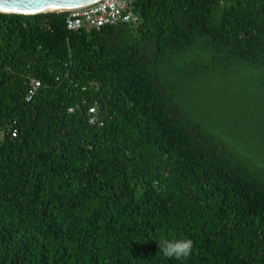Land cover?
<instances>
[{
    "label": "trees",
    "instance_id": "1",
    "mask_svg": "<svg viewBox=\"0 0 264 264\" xmlns=\"http://www.w3.org/2000/svg\"><path fill=\"white\" fill-rule=\"evenodd\" d=\"M136 8L138 24L75 31L67 12H0V264H264L259 160L180 93L188 64L264 71V0Z\"/></svg>",
    "mask_w": 264,
    "mask_h": 264
},
{
    "label": "rangeland",
    "instance_id": "2",
    "mask_svg": "<svg viewBox=\"0 0 264 264\" xmlns=\"http://www.w3.org/2000/svg\"><path fill=\"white\" fill-rule=\"evenodd\" d=\"M185 68L180 93L193 120L250 164L259 160L257 169L264 172V161L255 154L264 151V71L239 69L226 78L200 64Z\"/></svg>",
    "mask_w": 264,
    "mask_h": 264
},
{
    "label": "built area",
    "instance_id": "3",
    "mask_svg": "<svg viewBox=\"0 0 264 264\" xmlns=\"http://www.w3.org/2000/svg\"><path fill=\"white\" fill-rule=\"evenodd\" d=\"M67 29L70 31L84 28L101 29L107 26L138 24L136 0H101L88 7L68 11ZM31 90L28 100L32 99L41 86L35 78L30 81Z\"/></svg>",
    "mask_w": 264,
    "mask_h": 264
},
{
    "label": "water",
    "instance_id": "4",
    "mask_svg": "<svg viewBox=\"0 0 264 264\" xmlns=\"http://www.w3.org/2000/svg\"><path fill=\"white\" fill-rule=\"evenodd\" d=\"M101 0H0V12L35 15L49 12H68L96 4Z\"/></svg>",
    "mask_w": 264,
    "mask_h": 264
},
{
    "label": "clouds",
    "instance_id": "5",
    "mask_svg": "<svg viewBox=\"0 0 264 264\" xmlns=\"http://www.w3.org/2000/svg\"><path fill=\"white\" fill-rule=\"evenodd\" d=\"M193 247L194 242L189 238H164L159 241V251H161L165 257L178 260L189 257L192 253Z\"/></svg>",
    "mask_w": 264,
    "mask_h": 264
}]
</instances>
